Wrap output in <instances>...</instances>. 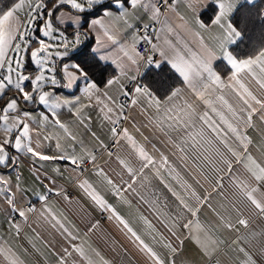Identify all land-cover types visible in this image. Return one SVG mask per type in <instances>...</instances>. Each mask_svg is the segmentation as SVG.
<instances>
[{"label": "snow or ice", "instance_id": "6c2138e0", "mask_svg": "<svg viewBox=\"0 0 264 264\" xmlns=\"http://www.w3.org/2000/svg\"><path fill=\"white\" fill-rule=\"evenodd\" d=\"M255 3L185 0L189 20L178 11V0H0V169L18 168L22 157L31 159L39 164L35 179L44 186V191L31 190L34 203L18 171L14 181L0 175V215L17 238L23 224L53 250L59 244L58 264H111L88 239L79 238L63 208L58 213L52 206L59 200L73 203L55 178L62 175L63 162L74 186L107 214L147 264H176L179 248L168 239L162 247L169 253L157 250L153 233L161 241L166 237L145 215V205L170 237L180 240L179 230L194 229L193 243L209 264H220L218 257L227 249L234 253L227 264H264V228L249 230L250 222L264 221V46L244 57L232 50L243 35L234 17ZM209 9L206 22L201 17ZM97 10L101 14L94 16ZM142 13L149 23H140ZM258 19L264 23V9ZM242 22H248L246 12ZM92 33L95 46H90ZM186 37H194L195 46ZM164 66L168 72L161 87L140 83ZM59 88L70 91L60 95ZM90 109H98L102 127L107 123L108 143L91 130ZM73 121L90 133L99 150L85 143ZM124 121L133 122L144 142L121 126ZM251 130L260 133L259 146ZM112 146L117 168L110 166ZM104 153L109 159L101 164ZM44 162L53 165L55 175L41 174ZM226 176L231 184L226 198L245 229L228 241L217 234L234 229L230 220L216 213L214 223L199 221L209 197L197 190L207 183L223 191ZM153 180L174 198L173 212L160 211L169 204L166 197L161 204ZM139 189L151 191L145 195ZM120 205L134 208L136 215L121 212ZM81 223L86 238L99 226L84 216ZM0 264L26 262L4 242ZM121 264H130L126 253Z\"/></svg>", "mask_w": 264, "mask_h": 264}, {"label": "crops", "instance_id": "0c3cea01", "mask_svg": "<svg viewBox=\"0 0 264 264\" xmlns=\"http://www.w3.org/2000/svg\"><path fill=\"white\" fill-rule=\"evenodd\" d=\"M257 1V0H256ZM180 7L178 11L182 14H185L186 17L191 20V13L187 11L185 7V0H179ZM107 7V4H106ZM211 9H209L210 11ZM208 11V12H209ZM206 13V12H205ZM101 13L99 12V16ZM142 15V20H140V23H149V18L145 14ZM92 17L89 18V20ZM174 19V16L172 17ZM204 19V14L201 17ZM206 22L208 20H205ZM87 29V26L85 27V30ZM189 39L193 46L196 44V40L194 37H186ZM92 44L91 46H95V33H92L91 36ZM205 39H207V34H205ZM159 59V57H156ZM218 67L222 68L223 65L220 64ZM143 71V69H142ZM140 82L144 83L142 79ZM57 94L64 95L67 94V89L59 88L55 90ZM71 91H78L77 89H72ZM10 95V94H9ZM2 103V101H0ZM123 103V102H121ZM31 107V106H30ZM92 112V125L91 130L96 132L97 135L103 140L105 143H108V125L105 122L102 127V121L98 115V109L95 111L89 110ZM139 121H137V124ZM257 125H259V120H256ZM72 126L74 129L79 128L80 131L84 132L83 128L80 127L78 124H76L75 121L72 122ZM122 127L128 128L129 132L134 135V137L139 142L143 141V136L136 132L135 127H133L132 121H124ZM141 132H143L144 135H147L151 138L152 134L151 132L141 127ZM254 143L259 146L260 141V133L251 130L249 133ZM84 139L85 143L93 148H97L99 150L98 143L91 137L90 133L84 132ZM151 145H149V148ZM117 152V148H115L114 156L111 160V168H117V163L115 160V153ZM123 155V153H120ZM158 155V153L156 154ZM108 156L106 153L102 154V159H100L98 162L103 163L104 160H108ZM170 161L177 167V170L181 172L182 175L185 176L186 179L189 180L190 183H194L190 176L187 175L183 167L179 164V162L169 155ZM45 163V169L41 170V174H43L44 171H47L49 176L55 175L52 173L51 169L53 165L50 162H44ZM62 170V175L56 176V182L58 185L63 186L64 188L67 186H70L71 189L75 193V197L72 198L73 203L71 205L65 204L62 200H59L57 203H54L52 206L57 210L59 213L60 210L64 209V215L68 217V220H70L73 224L76 225V229L79 231L76 232V234L79 236L81 240L88 239L90 243L93 244V246L97 247L102 255L108 259L111 264H121V258L122 254L126 253L127 259L130 261V264H147L146 257L136 248V246L129 241L123 233H121L115 226L114 222H111L107 219V214H101L96 208H94L89 200H87L80 191L74 186V184L71 182L69 178V172L63 171L65 165L63 162L59 165ZM39 168V164H33L31 159L28 158H21V162L18 165V168H9V169H0V175L4 176L5 178H11L13 181L15 180V176L17 171L21 175V186L23 188H27L29 191L27 192V198H31L33 202L35 203V197L32 196V189L35 188L37 191H44L43 184L40 183L39 180L35 179L34 172L35 169ZM93 180H96L98 178L96 177H90ZM126 178V177H125ZM230 178L225 177L224 178V188L223 191L217 190L213 191V188L209 186V184L204 183L203 188H199L197 186V190L199 194L201 195H207L209 198L204 206L201 207L200 212L198 213V219L202 224H208V223H214L216 221V213H219L220 215L224 216L226 219L230 220L231 223L234 225V229L232 231L225 230L223 233H218L220 239L224 241H228L231 239H234L237 235V230L240 232L245 231L243 226L237 223V220L239 219V214L235 211V209L232 207L231 203L229 202L228 197L229 192L231 190V184L229 182ZM44 183H48V181H44ZM152 184L155 186V189L157 191V195L161 198V204L164 203V198H167V202L169 204V207L164 208L161 207V212H173L174 208L171 206L174 202V198L171 196L170 193L167 192L166 189L163 188L162 185H159L158 181L153 180ZM140 192L144 193L145 195H149L150 191H145V189H139ZM109 202L115 204L117 203L110 195L106 197ZM154 198V197H150ZM55 199V198H53ZM37 206L39 207V204L37 203ZM119 210L121 212L127 213L131 212L133 216L136 215V210L134 208L129 209L126 206L120 205L118 206ZM145 208V215H149L150 218L153 220V223L157 225L158 230L161 233L165 234L166 239L164 241H161L160 237L157 236L155 233H153L154 236H156V247L157 250L162 252L163 254L167 255L169 253V250L166 248H163V243H167L168 239H171V242L179 248V251L175 254V260L176 264H209L208 258L203 256L195 247L192 236L195 235V230H179L180 233V240L183 241V243L180 242V240H177L175 237H170V234L167 233L166 229L163 228L162 225L158 223L155 216L151 215L149 212L146 211L147 206H144ZM215 210V211H213ZM81 216H84L85 219H91L93 222L99 221V226L95 230L94 233L90 234L89 237H85L84 233L86 231L84 225L81 223ZM195 219V218H194ZM22 228V235L17 238L15 232L13 230L9 229V224L7 222V219L0 215V243L7 242L9 245H11L16 252L25 260L26 264H58V255L55 254L56 252H59V244L56 245L55 250L53 248L47 246L45 242L41 239L36 238V234L33 232L31 227H28L26 225L21 224ZM262 228H264V221H261L260 219H256L254 222H250L249 224V230L257 231L259 232ZM75 231V229H74ZM60 238L57 237V240ZM31 241V243L29 242ZM79 242V241H77ZM150 242V241H149ZM35 245V249L32 247V245ZM222 247H225V245H222ZM27 250V251H25ZM38 250V251H37ZM234 256V253L227 249L225 253L221 254L218 257V260L220 261V264H227L228 258ZM257 260L259 261L260 258L257 256ZM211 264H217V260H213Z\"/></svg>", "mask_w": 264, "mask_h": 264}, {"label": "trees", "instance_id": "16d2710c", "mask_svg": "<svg viewBox=\"0 0 264 264\" xmlns=\"http://www.w3.org/2000/svg\"><path fill=\"white\" fill-rule=\"evenodd\" d=\"M107 4V3H106ZM105 4V6H106ZM108 6V4H107ZM260 9H264V0H257L254 6H245L234 17V23L242 29L243 35L236 45L232 47V50L239 54L241 57L253 54L259 49L260 46H264V23L258 19V12ZM99 10L93 13L94 16L99 14ZM247 13L248 22L245 24L242 22V14ZM211 15V10L204 13V19L208 20ZM91 16L86 17L89 20ZM87 24H85V27ZM92 44V39L90 46ZM87 51V49H86ZM168 72L167 66L162 68V71L157 75L155 72H148L142 79L144 83L150 84L154 89L161 87L165 83V77ZM107 73H105L106 75ZM99 72L97 73V79H100Z\"/></svg>", "mask_w": 264, "mask_h": 264}, {"label": "built area", "instance_id": "2783aa9c", "mask_svg": "<svg viewBox=\"0 0 264 264\" xmlns=\"http://www.w3.org/2000/svg\"><path fill=\"white\" fill-rule=\"evenodd\" d=\"M179 1V0H178ZM149 31H151V29H149ZM143 47H144V45H143V43L141 44V50H143ZM141 84H144V83H142V82H140ZM121 102H123V99H121ZM123 125V124H122ZM121 125V126H122ZM115 146H112L111 147V150L114 152L115 151ZM69 194H70V196H71V199L72 198H74L75 197V193H74V191L71 189V187L70 186H67V187H65L64 188Z\"/></svg>", "mask_w": 264, "mask_h": 264}]
</instances>
